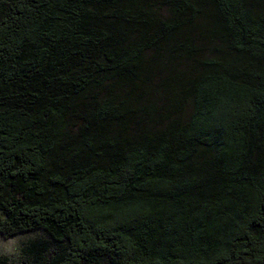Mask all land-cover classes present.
<instances>
[{"label": "trees", "instance_id": "1", "mask_svg": "<svg viewBox=\"0 0 264 264\" xmlns=\"http://www.w3.org/2000/svg\"><path fill=\"white\" fill-rule=\"evenodd\" d=\"M0 264H264V0H0Z\"/></svg>", "mask_w": 264, "mask_h": 264}, {"label": "rangeland", "instance_id": "2", "mask_svg": "<svg viewBox=\"0 0 264 264\" xmlns=\"http://www.w3.org/2000/svg\"><path fill=\"white\" fill-rule=\"evenodd\" d=\"M29 236L30 234L28 233L13 237H4L3 235H0V254H6L12 256L13 258H17L21 241Z\"/></svg>", "mask_w": 264, "mask_h": 264}]
</instances>
